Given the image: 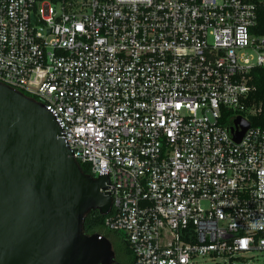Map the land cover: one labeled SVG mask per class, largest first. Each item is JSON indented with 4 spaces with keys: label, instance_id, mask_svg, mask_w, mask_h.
I'll return each mask as SVG.
<instances>
[{
    "label": "built area",
    "instance_id": "1",
    "mask_svg": "<svg viewBox=\"0 0 264 264\" xmlns=\"http://www.w3.org/2000/svg\"><path fill=\"white\" fill-rule=\"evenodd\" d=\"M264 0H0V83L41 103L109 179L133 264L264 257ZM260 30V29H259ZM248 124L241 138L235 121Z\"/></svg>",
    "mask_w": 264,
    "mask_h": 264
},
{
    "label": "water",
    "instance_id": "2",
    "mask_svg": "<svg viewBox=\"0 0 264 264\" xmlns=\"http://www.w3.org/2000/svg\"><path fill=\"white\" fill-rule=\"evenodd\" d=\"M235 123L238 141L248 124ZM108 184L82 171L41 103L0 83V264H114L111 242L83 228L109 213Z\"/></svg>",
    "mask_w": 264,
    "mask_h": 264
},
{
    "label": "trees",
    "instance_id": "3",
    "mask_svg": "<svg viewBox=\"0 0 264 264\" xmlns=\"http://www.w3.org/2000/svg\"><path fill=\"white\" fill-rule=\"evenodd\" d=\"M48 1L57 2L59 0ZM258 15V33L264 35V8L258 10ZM248 85L250 94L247 98V104L260 109V113L256 117H252L250 122L253 126L264 128V68H255L249 72ZM80 167L85 174H90L87 165L81 164ZM103 220L104 216L99 215L97 211L90 212L84 219V233L87 235L99 234L107 237L103 232ZM125 253L131 257V261L128 264H133L132 255L127 246ZM114 264H122L116 256Z\"/></svg>",
    "mask_w": 264,
    "mask_h": 264
},
{
    "label": "rangeland",
    "instance_id": "4",
    "mask_svg": "<svg viewBox=\"0 0 264 264\" xmlns=\"http://www.w3.org/2000/svg\"><path fill=\"white\" fill-rule=\"evenodd\" d=\"M103 232L107 235V239L111 242L112 249L118 261L122 264H128L131 261L130 255L125 253L126 245L123 242L121 234L107 231L103 228ZM194 264H264V257L260 252L252 251L244 255L243 259L234 260L232 263L222 258H196Z\"/></svg>",
    "mask_w": 264,
    "mask_h": 264
}]
</instances>
